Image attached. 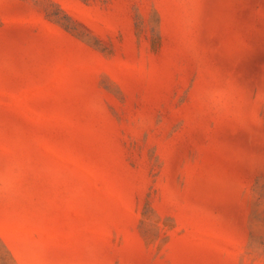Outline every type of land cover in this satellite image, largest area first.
<instances>
[{
    "label": "rangeland",
    "instance_id": "rangeland-1",
    "mask_svg": "<svg viewBox=\"0 0 264 264\" xmlns=\"http://www.w3.org/2000/svg\"><path fill=\"white\" fill-rule=\"evenodd\" d=\"M0 264H264V0H0Z\"/></svg>",
    "mask_w": 264,
    "mask_h": 264
}]
</instances>
